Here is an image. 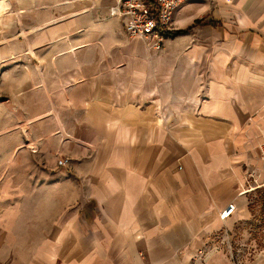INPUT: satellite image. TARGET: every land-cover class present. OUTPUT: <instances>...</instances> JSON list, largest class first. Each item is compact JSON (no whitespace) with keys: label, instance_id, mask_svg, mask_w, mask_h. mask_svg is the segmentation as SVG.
Returning <instances> with one entry per match:
<instances>
[{"label":"crops","instance_id":"obj_1","mask_svg":"<svg viewBox=\"0 0 264 264\" xmlns=\"http://www.w3.org/2000/svg\"><path fill=\"white\" fill-rule=\"evenodd\" d=\"M113 4L27 5L0 45V156L56 206L27 264H234L222 234L264 169V0L186 1L159 50Z\"/></svg>","mask_w":264,"mask_h":264},{"label":"rangeland","instance_id":"obj_2","mask_svg":"<svg viewBox=\"0 0 264 264\" xmlns=\"http://www.w3.org/2000/svg\"><path fill=\"white\" fill-rule=\"evenodd\" d=\"M54 1L0 0V45L16 36V19L20 24L25 22L27 5L36 7ZM2 98L3 94H0V103ZM1 149L0 143V153ZM259 151L261 155L260 148ZM28 162L24 156H0V264L30 263L37 256L31 252L40 243L37 235H40L45 219L47 225L48 216L56 208L48 204L51 195L41 190L45 182L41 174L33 173L32 169H16L17 166L24 168ZM263 182L264 169L246 175L243 185L247 191L243 197L247 216L222 234L237 264H259L264 261V186L255 188ZM252 188L255 189L248 191ZM78 199L74 181L67 180V215L79 206Z\"/></svg>","mask_w":264,"mask_h":264},{"label":"built area","instance_id":"obj_3","mask_svg":"<svg viewBox=\"0 0 264 264\" xmlns=\"http://www.w3.org/2000/svg\"><path fill=\"white\" fill-rule=\"evenodd\" d=\"M186 1L190 0H114V4L109 8V13L111 16L124 19V29L130 38L149 39L151 48L159 50L166 33L171 29L176 9ZM260 150V157L264 160V147ZM69 162L70 159L67 157L62 156L57 159L59 167L66 166ZM235 210L236 204L230 202L219 211V219L225 221L233 215ZM221 243L233 263L237 264L223 238Z\"/></svg>","mask_w":264,"mask_h":264},{"label":"bare ground","instance_id":"obj_4","mask_svg":"<svg viewBox=\"0 0 264 264\" xmlns=\"http://www.w3.org/2000/svg\"><path fill=\"white\" fill-rule=\"evenodd\" d=\"M1 43V42H0ZM262 186H264V184H262V185H260V186H258V187H262ZM255 188H252V189H249L248 191H253ZM243 192L242 193H244V192H246L247 190H242Z\"/></svg>","mask_w":264,"mask_h":264}]
</instances>
